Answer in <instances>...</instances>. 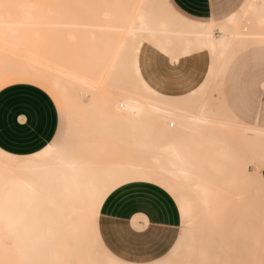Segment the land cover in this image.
Wrapping results in <instances>:
<instances>
[{
	"label": "bare ground",
	"instance_id": "6f19581e",
	"mask_svg": "<svg viewBox=\"0 0 264 264\" xmlns=\"http://www.w3.org/2000/svg\"><path fill=\"white\" fill-rule=\"evenodd\" d=\"M167 4L0 0V80L41 78L68 105V130L59 146L27 155L0 150V264L113 261L97 243L90 207L97 189L132 171L163 174L159 182L174 194L183 235L159 264H217L206 260L201 244L207 221L222 220L223 252L233 250L232 239H255L250 219L259 223L251 215L260 216L261 204L239 202L245 187L264 198L257 172L264 169V129L239 121L223 103L227 120L221 119L199 96L204 91L191 95V82L179 71L173 77L186 96L161 98L163 82L139 78L143 69L133 51L141 39L173 67L211 53L206 89L222 81L240 51L264 45V0H247L241 14L216 26L178 19ZM129 152L133 159L112 160Z\"/></svg>",
	"mask_w": 264,
	"mask_h": 264
},
{
	"label": "crops",
	"instance_id": "0c3cea01",
	"mask_svg": "<svg viewBox=\"0 0 264 264\" xmlns=\"http://www.w3.org/2000/svg\"><path fill=\"white\" fill-rule=\"evenodd\" d=\"M175 6L182 11L184 19L215 26L232 14H241V9L239 12L228 11L215 19L212 3L209 1L207 4L206 0H177ZM251 49L253 64L247 68L244 76V97L231 99L228 108L239 121L264 129V45L258 44ZM140 53L145 76H157L166 82L164 92L177 93V87H171L176 83L171 77L168 63L148 46H143ZM179 66L177 69L185 67L189 71L187 74L193 76V67L188 62ZM228 67L224 77L227 76L225 80L230 82L238 69ZM200 71H197L198 75L203 73ZM200 77L197 76V80H201ZM232 91L230 86L227 94ZM54 99L65 103L58 91L41 78L21 74L1 79L0 150L27 155L47 144L59 146L62 142L58 145L52 143L60 127ZM250 103L252 107L248 109ZM245 109L244 117L240 118L237 112H244ZM66 113L68 120L67 107ZM140 216L145 220L139 219ZM179 220L177 207L171 197L160 195L159 189L149 194L146 187L130 186L124 188L99 212L93 221V231L101 250L113 261L119 264H159L170 257L180 244L183 233L178 236Z\"/></svg>",
	"mask_w": 264,
	"mask_h": 264
},
{
	"label": "rangeland",
	"instance_id": "374dc122",
	"mask_svg": "<svg viewBox=\"0 0 264 264\" xmlns=\"http://www.w3.org/2000/svg\"><path fill=\"white\" fill-rule=\"evenodd\" d=\"M16 1V0H15ZM19 1V0H17ZM207 4L209 1L212 3V8L214 12L215 19H219L222 13L228 12V11H234L236 10L239 12L240 6H242L246 0H206ZM244 17L240 18V21H245L242 19ZM242 24V23H241ZM143 46H148L151 48L152 51L160 55L162 59L168 63V66L170 70L172 71V79L174 80L173 75L176 73L181 72L190 82L192 85V93L191 95L197 96L201 91H204L203 95H199L202 97V99L208 101L217 114H219V117L223 120H227L226 117H224L223 113V107L222 103L224 106L228 107V104L231 102V99H242L244 97L243 94V87H244V76L247 73V68L252 66L253 64V56H252V50L253 46H250L242 51H240L237 55L234 56V58L230 61L229 67H236L238 69L237 73H234V78H231L230 82H227V79L225 76L222 81H220L219 78L215 79L214 82H212L208 88L204 89L205 81L208 78L209 73V67L212 64V59L213 55L210 53L208 54H203V55H197L193 54L189 58L181 59L179 64L175 65L173 67L169 60L159 54L157 51L154 50V48L147 43L146 41H143L141 39L137 40L135 46H134V51H133V58L134 61L142 66V69L144 68V63L143 60L140 58L141 56V48ZM251 49V50H250ZM249 50V51H248ZM208 57V59H207ZM240 61V62H239ZM248 61V62H246ZM188 62L189 66L193 67V76L188 75L189 71H186L183 67L182 69H177V66H181L182 63ZM246 62V63H245ZM146 65V64H145ZM186 66V64H184ZM179 66V67H180ZM228 67V69H229ZM201 70V71H200ZM197 71L203 72L201 75H198ZM227 73V72H226ZM150 76V75H149ZM197 76H201V80H197ZM145 77V73L143 70V76L139 75V78ZM193 78V79H192ZM192 79V80H190ZM175 81V80H174ZM218 82V83H217ZM220 82V83H219ZM175 86L171 85V87H177L175 88L177 93H171V92H164V86L166 87V82L163 81V88L161 91L160 97L163 99H168L172 102H177L181 98H184L186 96V93L183 88H181L177 82L175 81ZM221 84V85H218ZM219 86V87H217ZM233 88V91L231 94H227V91L229 87ZM222 93V94H221ZM221 97L222 100L221 101ZM212 98V100H211ZM55 104L57 106V110L59 112V119H60V127H59V132L57 134L56 140H54L52 143L58 145L59 143L62 142V139L65 137L67 130H68V120H67V113H66V107L68 106L66 101L65 103L62 100L59 99H54ZM215 101V102H214ZM217 101V102H216ZM66 104V105H65ZM213 105V106H212ZM215 107V108H214ZM252 107V103L250 105H247V108L250 109ZM68 110V107H67ZM247 109H245L244 112H237L240 118L244 117V114ZM68 112V111H67ZM82 154V153H80ZM119 156H127L129 159H133L132 153L129 152V154L126 155H119V154H114L112 157V160H118ZM134 160H138L143 162L144 159L140 158H134ZM251 165H250V170H251ZM258 173H261V175L264 178V169H258ZM150 178L155 179L159 181L160 179L163 178V174H158L154 171H151L150 173ZM250 189V190H249ZM241 192V191H240ZM243 192V198L240 199L239 203H242L241 206H248V202L252 199L254 200L255 204L258 205V207L261 204V210H260V216L255 212L256 215H251L256 219H259L258 221H253L251 220V223L254 225L255 232V239L252 240H243V239H232L230 243H233V250L228 251V252H223V238H224V225L221 219L217 220H211L207 221L203 224V229H202V235H201V244H206V260L208 261H214L217 264H264V198H259L256 194L255 191L250 188V187H245L242 190ZM241 192V193H242ZM257 197H255V196ZM237 200V198L233 197V201ZM258 200V201H257ZM238 202V200H237ZM254 202H251L252 205ZM246 203V204H245ZM250 203V202H249ZM251 205V204H250ZM249 205V206H250ZM254 208V206H253ZM258 208V209H259ZM251 209V206H250ZM256 211L257 208H255ZM252 210V209H251ZM259 212V211H258ZM263 212V213H262ZM256 223V224H255ZM250 224V225H252ZM182 222L181 219L179 220V225H178V236L183 233V229L181 227ZM253 243L256 244V246H253ZM243 244H247L245 247ZM223 261V262H222Z\"/></svg>",
	"mask_w": 264,
	"mask_h": 264
},
{
	"label": "snow or ice",
	"instance_id": "6c2138e0",
	"mask_svg": "<svg viewBox=\"0 0 264 264\" xmlns=\"http://www.w3.org/2000/svg\"><path fill=\"white\" fill-rule=\"evenodd\" d=\"M177 0H169L166 7L169 9L171 14L178 19L183 20L184 15L179 7H176ZM175 63V60H173ZM139 75V74H138ZM49 149L51 145L47 146ZM42 147L40 151H44ZM39 155V153H37ZM118 185V186H117ZM130 186H143L148 189L149 194L159 189V194L165 197H172L174 194L166 185L161 182L151 179L149 174L144 171H132L122 176L119 180L114 181L111 185L97 189L93 194V200L90 207V218L94 221L97 211H102L107 207V204L117 196L124 188ZM96 264H116L115 261H98ZM171 264V262H168Z\"/></svg>",
	"mask_w": 264,
	"mask_h": 264
}]
</instances>
